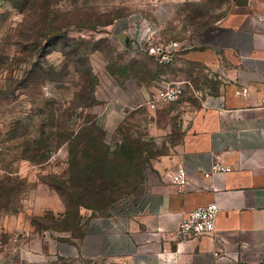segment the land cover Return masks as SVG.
Masks as SVG:
<instances>
[{
	"label": "rangeland",
	"instance_id": "obj_1",
	"mask_svg": "<svg viewBox=\"0 0 264 264\" xmlns=\"http://www.w3.org/2000/svg\"><path fill=\"white\" fill-rule=\"evenodd\" d=\"M247 1L0 0V226L34 201L40 207L54 196L65 212L56 219L44 208L31 216L38 230L66 229L77 208L106 214L133 203L158 180L157 162L173 155L202 99L219 89V79L203 62L184 56L164 65L132 54L128 38L150 27L156 41H177L185 55L205 47L215 26ZM85 65L92 67L94 87ZM171 80L185 81L184 95L151 108L150 92ZM110 97L122 100L124 109L108 124L99 110ZM90 139L98 147L95 175L86 169ZM80 184L81 193L73 188Z\"/></svg>",
	"mask_w": 264,
	"mask_h": 264
},
{
	"label": "crops",
	"instance_id": "obj_2",
	"mask_svg": "<svg viewBox=\"0 0 264 264\" xmlns=\"http://www.w3.org/2000/svg\"><path fill=\"white\" fill-rule=\"evenodd\" d=\"M182 56L213 69L219 89L202 99L173 155L157 162L158 180L126 207L106 214L80 210L70 230H38L31 216L48 208L58 219L65 206L58 196L45 199L40 207L34 201V207L17 212L0 226V264L82 259L121 264H264V0H248L236 7L211 31L205 47L179 53L174 64ZM242 86L249 88L247 94L236 93ZM123 109L122 100L110 97L99 118L111 124ZM217 160L230 171L206 178L205 172ZM178 166H184L188 175L183 188L170 176ZM211 202L219 206L216 231L184 237L179 232L183 218Z\"/></svg>",
	"mask_w": 264,
	"mask_h": 264
},
{
	"label": "built area",
	"instance_id": "obj_3",
	"mask_svg": "<svg viewBox=\"0 0 264 264\" xmlns=\"http://www.w3.org/2000/svg\"><path fill=\"white\" fill-rule=\"evenodd\" d=\"M152 33L153 30L148 27L142 34L129 37L127 43L128 51L132 54H147L164 65L174 64L181 49L180 43L177 41H156ZM185 88L184 80H171L158 88L147 103L151 108H157L160 104L174 103L184 95ZM248 92L249 88L247 86H242L236 91L237 94H247ZM262 103L264 105V99ZM3 147V126L0 123V152ZM230 169V166L217 160L213 162L211 169L205 172L204 176L209 178L214 173H225L230 171ZM170 176L179 188L185 187L188 183V175L184 166L176 167L171 171ZM218 212L219 206L216 202L196 207L183 218L179 232L188 239L213 234L216 231ZM18 239L19 236H16L15 240ZM2 245L0 238V247Z\"/></svg>",
	"mask_w": 264,
	"mask_h": 264
},
{
	"label": "trees",
	"instance_id": "obj_4",
	"mask_svg": "<svg viewBox=\"0 0 264 264\" xmlns=\"http://www.w3.org/2000/svg\"><path fill=\"white\" fill-rule=\"evenodd\" d=\"M24 4H25V2H24ZM21 10H24L23 6L21 7ZM36 45H38V42H36ZM41 48H43V53L46 55L48 53V50L47 49L49 47L48 46H45V47H41ZM75 56H76V59H77L78 62L81 63V62L84 61V59L82 58L81 54H79V52H76L75 53ZM84 73H85V75L87 77L90 78V83L92 84V87H94V82H93L94 75L92 73V67H90L88 65H85ZM96 142L97 141H95L94 139L88 140V143L90 145V148L88 149L90 156H89L88 159H91L92 158V161L88 165H86V169L92 171V174L93 175H95L97 173V169L99 167V164L96 163V157L93 156L94 150L98 148L96 146ZM84 156H86V153L85 152H84ZM102 160H106V156H104ZM83 171H85V170H83ZM83 171L80 173V176L83 174ZM82 186H83L82 184H80V185H74L73 188L75 189V191H79L81 193V190L84 189ZM66 188L70 190L72 187H66ZM73 203H74V206L81 205V202H77V200H74ZM79 213H80V210H78V208H77V210L75 212L70 213V216H68V221L65 224L64 228H66V229H68V228H70V229L74 228L76 226V222L78 221Z\"/></svg>",
	"mask_w": 264,
	"mask_h": 264
},
{
	"label": "water",
	"instance_id": "obj_5",
	"mask_svg": "<svg viewBox=\"0 0 264 264\" xmlns=\"http://www.w3.org/2000/svg\"><path fill=\"white\" fill-rule=\"evenodd\" d=\"M123 36L121 35L120 38H122Z\"/></svg>",
	"mask_w": 264,
	"mask_h": 264
}]
</instances>
